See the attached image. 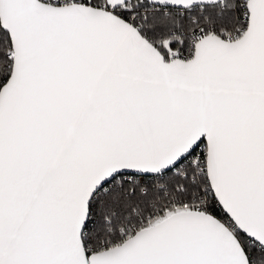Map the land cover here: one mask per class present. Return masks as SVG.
Masks as SVG:
<instances>
[{"label":"snow or ice","instance_id":"1","mask_svg":"<svg viewBox=\"0 0 264 264\" xmlns=\"http://www.w3.org/2000/svg\"><path fill=\"white\" fill-rule=\"evenodd\" d=\"M0 264H264V0H0Z\"/></svg>","mask_w":264,"mask_h":264}]
</instances>
